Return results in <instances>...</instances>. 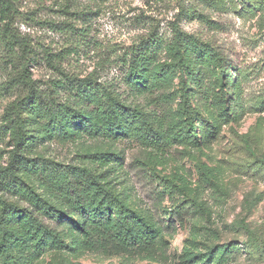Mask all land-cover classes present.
Listing matches in <instances>:
<instances>
[{"label": "rangeland", "instance_id": "374dc122", "mask_svg": "<svg viewBox=\"0 0 264 264\" xmlns=\"http://www.w3.org/2000/svg\"><path fill=\"white\" fill-rule=\"evenodd\" d=\"M13 2L14 27L40 58L30 68L35 78L45 81L53 74L42 61L45 51L62 54L55 59L68 73H93L145 110H164L167 125H175L181 133V141L174 140L163 150L146 145L135 134L116 142L51 138L40 145L38 155L65 164L78 154L111 153L102 168L90 166L106 171L132 210L151 217L163 242L159 250L149 251L81 249L76 245L79 233L69 231L67 220L58 227L65 246L49 249L33 264H199L191 258L207 257L212 248L218 250L220 264H264V163L260 162L264 157V0ZM176 27L209 42L224 58L228 79L222 84L219 70L214 69L207 87L188 77L183 80L188 66L194 71L191 58L199 52L188 45L186 53L182 50V64L171 46L163 45L154 63L163 67L164 85L131 95L121 58L151 36L171 43ZM1 59H6L2 50L0 63ZM5 77L0 73V80ZM184 86L197 131L207 129L199 138L184 121ZM201 90L211 91L209 102L200 98ZM158 96H168V103ZM14 98V94L0 98V124L4 108ZM10 148L5 134L0 140V164L7 163ZM241 220L254 230V240L240 227ZM210 230L215 237L206 240Z\"/></svg>", "mask_w": 264, "mask_h": 264}, {"label": "trees", "instance_id": "16d2710c", "mask_svg": "<svg viewBox=\"0 0 264 264\" xmlns=\"http://www.w3.org/2000/svg\"><path fill=\"white\" fill-rule=\"evenodd\" d=\"M188 11L196 10L185 9ZM16 17L13 0H0V51L6 55L0 63V73L6 75L0 80V98L15 95L4 108L0 124V140L7 134L11 145L7 163L0 164V264H33L49 249H61L65 241L58 227L67 220L69 231L79 233L76 245L81 249L114 253L159 250L163 242L161 230L151 217L132 210L111 184L106 171L90 166L102 168L111 153L78 154L65 164L36 152L51 138L116 142L130 134L163 150L174 140L181 141V133L175 125H167L164 110L159 113L145 110L122 97L111 84L99 81L93 73L85 76L68 73L55 59L62 54L45 51L42 61L53 74L45 81L35 78L30 68L40 58L25 36L16 31ZM190 44L199 52L191 58L197 73L188 66L183 80L188 77L200 87H207L214 69H218L219 80L224 84L228 76L222 55L209 42L176 27L171 43L151 36L121 58L126 67L124 81L131 95L158 90L164 85V76L160 74L163 67L154 63L163 45L171 46L178 61L184 64L182 50L186 53ZM187 91L184 86L181 94L184 121L188 131L199 138L207 129L197 131ZM198 93L202 100H211L210 90ZM158 98L168 103V96ZM261 158L264 163V157ZM240 227L251 240L256 238L244 220L240 221ZM211 237H215L214 232L207 231L206 240ZM187 245L184 253L188 251ZM246 247L251 249L249 244ZM208 252L207 257L199 255L191 259L199 264H220L216 257L218 250L212 248Z\"/></svg>", "mask_w": 264, "mask_h": 264}]
</instances>
